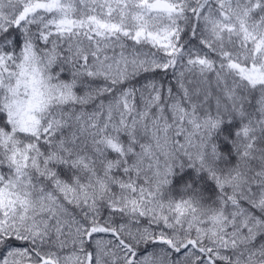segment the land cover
I'll return each mask as SVG.
<instances>
[{
    "label": "snow or ice",
    "instance_id": "1",
    "mask_svg": "<svg viewBox=\"0 0 264 264\" xmlns=\"http://www.w3.org/2000/svg\"><path fill=\"white\" fill-rule=\"evenodd\" d=\"M0 264H264V0H0Z\"/></svg>",
    "mask_w": 264,
    "mask_h": 264
}]
</instances>
